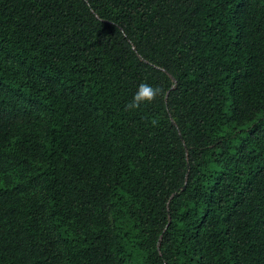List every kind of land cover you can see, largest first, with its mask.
Wrapping results in <instances>:
<instances>
[{
	"label": "trees",
	"instance_id": "16d2710c",
	"mask_svg": "<svg viewBox=\"0 0 264 264\" xmlns=\"http://www.w3.org/2000/svg\"><path fill=\"white\" fill-rule=\"evenodd\" d=\"M0 264H264V0H0Z\"/></svg>",
	"mask_w": 264,
	"mask_h": 264
},
{
	"label": "clouds",
	"instance_id": "9594fccd",
	"mask_svg": "<svg viewBox=\"0 0 264 264\" xmlns=\"http://www.w3.org/2000/svg\"><path fill=\"white\" fill-rule=\"evenodd\" d=\"M162 94L160 87H154L146 82L138 85L137 91L130 103L126 104V110H138L142 105L151 104L158 96Z\"/></svg>",
	"mask_w": 264,
	"mask_h": 264
},
{
	"label": "water",
	"instance_id": "95a60500",
	"mask_svg": "<svg viewBox=\"0 0 264 264\" xmlns=\"http://www.w3.org/2000/svg\"><path fill=\"white\" fill-rule=\"evenodd\" d=\"M181 138V137H180Z\"/></svg>",
	"mask_w": 264,
	"mask_h": 264
}]
</instances>
